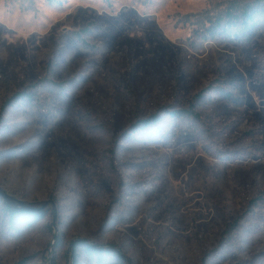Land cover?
Here are the masks:
<instances>
[{"label": "rangeland", "instance_id": "obj_1", "mask_svg": "<svg viewBox=\"0 0 264 264\" xmlns=\"http://www.w3.org/2000/svg\"><path fill=\"white\" fill-rule=\"evenodd\" d=\"M0 186V264H264V0H0Z\"/></svg>", "mask_w": 264, "mask_h": 264}, {"label": "trees", "instance_id": "obj_2", "mask_svg": "<svg viewBox=\"0 0 264 264\" xmlns=\"http://www.w3.org/2000/svg\"><path fill=\"white\" fill-rule=\"evenodd\" d=\"M252 11H254L255 13H252ZM258 13L259 12H256V9L254 8L253 10L245 9L244 17H243L245 19L244 22L248 24L250 20L253 19V17L257 15ZM233 15L234 14H230V16H227L228 20L232 19ZM9 103L10 102L7 101L3 105V109H6V106ZM259 198H261V196ZM0 209L2 210V212H4L5 215H7L9 219L10 227L12 228V231L14 232L22 220H25L26 223L29 224L31 223L32 218H38L40 215H44L45 213L44 211L37 212L29 208L20 207V206L11 204L7 200H5L1 195H0ZM233 227H234L233 225L232 226L228 225V228L224 231L222 235L221 244L223 243L227 244L234 240L233 237L235 236V234L233 233L235 232H233ZM72 248H73V253H74L75 264H79L80 256L83 253L82 251L86 253L89 259L94 260L95 263L97 264H108L112 254H114L119 260L125 263L129 262L128 258L115 245L104 247L100 245L90 244V242L86 240L79 239L73 242ZM28 259L30 258H26L25 260H23V262L21 261L18 264H22ZM52 264H58V263L56 260H52Z\"/></svg>", "mask_w": 264, "mask_h": 264}, {"label": "water", "instance_id": "obj_3", "mask_svg": "<svg viewBox=\"0 0 264 264\" xmlns=\"http://www.w3.org/2000/svg\"><path fill=\"white\" fill-rule=\"evenodd\" d=\"M0 195L7 200L8 202H10L11 204L20 206V207H25V208H29L32 210H35V207H33L32 203H27L23 200H19L17 199L15 196H13L12 194H10L8 191H6L5 189H3L0 186ZM41 209V208H40Z\"/></svg>", "mask_w": 264, "mask_h": 264}]
</instances>
